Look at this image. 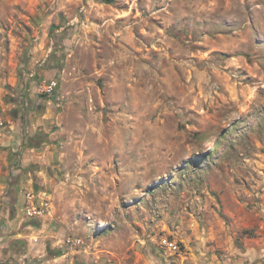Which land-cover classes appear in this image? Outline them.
I'll return each instance as SVG.
<instances>
[{
    "label": "rangeland",
    "instance_id": "obj_1",
    "mask_svg": "<svg viewBox=\"0 0 264 264\" xmlns=\"http://www.w3.org/2000/svg\"><path fill=\"white\" fill-rule=\"evenodd\" d=\"M0 111L33 128L2 202L23 186L44 260L190 264L264 233V0H0Z\"/></svg>",
    "mask_w": 264,
    "mask_h": 264
},
{
    "label": "crops",
    "instance_id": "obj_2",
    "mask_svg": "<svg viewBox=\"0 0 264 264\" xmlns=\"http://www.w3.org/2000/svg\"><path fill=\"white\" fill-rule=\"evenodd\" d=\"M32 130L30 127L25 131L17 116L14 121L9 122L3 134L0 132L1 143L5 145L0 151V264H65V254L44 260L41 257L43 240L36 234L32 235V231H28L25 229L27 226L20 223L19 217L25 208L26 196L19 182L13 186L14 193H10L9 206L2 202L9 187L11 173L15 171L21 140L25 133ZM217 249L224 251L216 252ZM107 251L111 252L110 249ZM190 264H264V233L258 238H245L239 243L221 242L211 250L194 252Z\"/></svg>",
    "mask_w": 264,
    "mask_h": 264
},
{
    "label": "built area",
    "instance_id": "obj_3",
    "mask_svg": "<svg viewBox=\"0 0 264 264\" xmlns=\"http://www.w3.org/2000/svg\"><path fill=\"white\" fill-rule=\"evenodd\" d=\"M57 86L55 80L42 81L38 84L37 90L40 94H52ZM7 125L4 113L0 111V127H5ZM28 204L26 207L27 215L37 218L49 214L50 205L44 200L35 203L34 196L30 193L28 194ZM161 247L168 250L171 253L182 254V246L176 240L170 239L169 237H161L160 241Z\"/></svg>",
    "mask_w": 264,
    "mask_h": 264
},
{
    "label": "trees",
    "instance_id": "obj_4",
    "mask_svg": "<svg viewBox=\"0 0 264 264\" xmlns=\"http://www.w3.org/2000/svg\"><path fill=\"white\" fill-rule=\"evenodd\" d=\"M104 2H106V3H113L114 2V0H103ZM27 87H29V85L27 84ZM28 89V88H27Z\"/></svg>",
    "mask_w": 264,
    "mask_h": 264
},
{
    "label": "water",
    "instance_id": "obj_5",
    "mask_svg": "<svg viewBox=\"0 0 264 264\" xmlns=\"http://www.w3.org/2000/svg\"><path fill=\"white\" fill-rule=\"evenodd\" d=\"M14 264H21V263L15 262Z\"/></svg>",
    "mask_w": 264,
    "mask_h": 264
}]
</instances>
